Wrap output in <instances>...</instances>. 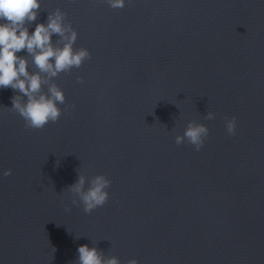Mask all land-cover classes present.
<instances>
[{
	"label": "water",
	"instance_id": "1",
	"mask_svg": "<svg viewBox=\"0 0 264 264\" xmlns=\"http://www.w3.org/2000/svg\"><path fill=\"white\" fill-rule=\"evenodd\" d=\"M57 10L91 58L44 85L65 102L41 129L0 89V264H77L82 244L121 264H264V0H41L30 30ZM188 120L209 128L199 151L175 143ZM79 172L111 181L90 213L67 190Z\"/></svg>",
	"mask_w": 264,
	"mask_h": 264
},
{
	"label": "clouds",
	"instance_id": "2",
	"mask_svg": "<svg viewBox=\"0 0 264 264\" xmlns=\"http://www.w3.org/2000/svg\"><path fill=\"white\" fill-rule=\"evenodd\" d=\"M112 9H121L130 0H104ZM41 0H0V89L11 88L17 95L11 98V107L24 121L27 128L41 129L48 123H55L61 116L59 105L64 104L65 94L61 87L44 85L61 72L79 68L91 53L86 47L74 48L78 32L65 23V15L60 10L48 16L46 23H36ZM53 35L58 39L54 43ZM25 51L31 57V63L38 71H29L26 56L18 55ZM43 74V75H42ZM78 81L82 77H77ZM215 113L208 111L205 119L213 120ZM236 117L225 119L228 135L236 132ZM209 128L205 123L188 120L182 134L174 137L180 145L187 141L199 151L208 137ZM10 168L0 171V176L11 175ZM111 181L103 174L87 177L79 172L77 179L68 187L73 199L79 202L85 213L103 206L108 198ZM87 185V186H86ZM55 251V249H53ZM77 264H121L113 255L105 257L95 246L82 244L77 247ZM127 264H138L136 259H129Z\"/></svg>",
	"mask_w": 264,
	"mask_h": 264
}]
</instances>
